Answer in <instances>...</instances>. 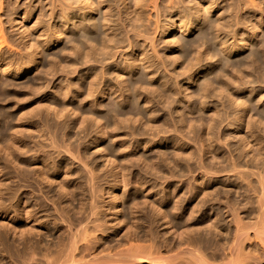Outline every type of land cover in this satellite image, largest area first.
I'll use <instances>...</instances> for the list:
<instances>
[{
  "label": "bare ground",
  "instance_id": "1",
  "mask_svg": "<svg viewBox=\"0 0 264 264\" xmlns=\"http://www.w3.org/2000/svg\"><path fill=\"white\" fill-rule=\"evenodd\" d=\"M259 5L0 0V264H264Z\"/></svg>",
  "mask_w": 264,
  "mask_h": 264
},
{
  "label": "rangeland",
  "instance_id": "2",
  "mask_svg": "<svg viewBox=\"0 0 264 264\" xmlns=\"http://www.w3.org/2000/svg\"><path fill=\"white\" fill-rule=\"evenodd\" d=\"M237 1V0H236ZM223 7H224V9H223V11L225 10L226 12H229V10H230V8H229V3H223ZM227 8V9H226ZM229 9V10H228ZM263 9H264V0H260V5L259 6H253V7H250V14L253 16H251L252 18H254V17H258V18H264V14H263ZM252 12V13H251ZM152 13V12H151ZM244 13H246V12H244ZM234 15H236L235 13H234ZM214 18V17H213ZM214 20H216V18H214ZM261 31H260V33H259V39H260V41L261 40H263L264 39V26L263 27H261V29H260ZM177 35V37L180 39V40H191L192 38H194V36L196 35L195 33L194 34H192V35H184V34H182V33H177L176 34ZM161 46V47H160ZM159 47L160 48H163V46L165 47L166 46V44L165 43H162L161 45H160ZM247 56V53H239V54H236V55H233V56H227V55H225L224 57L227 59V60H230V61H233V62H238V61H240L241 59H243V58H245ZM213 62H215V60H213ZM205 64H208V65H210L211 63L209 62V61H207V62H204ZM212 67H210V68H208V70H206L205 72H203V75H202V78L204 77V75H205V78L207 77V76H210V77H213V75H211L210 74V72L211 71H213V69L216 67V65H211ZM204 68H206V67H204ZM212 69V70H211ZM251 80H252V78H250ZM249 79V81H251ZM248 86V85H247ZM253 86V87H252ZM262 86H264V83H257V82H253V81H251V83H250V85L248 86L250 89H259V88H261ZM249 89V90H250ZM248 93V94H247ZM249 94H250V92L249 91H246L245 92V95L246 96H249ZM251 95V94H250ZM221 104L219 105V108L221 109V110H225V107L227 106V104H226V106H225V104H223L221 107ZM223 108V109H222ZM226 124H227V122H225L224 123V125H223V127H221V130H223L224 132H227V131H230L229 129H226L227 128V126H226ZM227 131H226V130ZM227 134H229L230 136H232L231 134V131L230 132H227ZM166 136H168V139H170L171 138V136H172V133H167V134H165ZM163 136V135H162ZM161 136V138L163 139V137ZM228 137V141H227V143L229 142V144H235L236 143V140H234L232 137ZM127 139L128 140H132V139H130L129 137H127ZM189 140H191V144H193V142H192V139H190L189 138ZM188 140V141H189ZM133 141V140H132ZM166 145V147H168V145L167 144H165ZM224 146V147H223ZM222 146V150H224L225 152H227L228 151V148L226 147V145H223ZM161 147V145H157V147H155V148H151L150 149V151L149 152H151V153H156L157 152V149H159V148ZM169 148H171V147H169ZM154 149V150H153ZM154 151V152H153ZM227 154H228V152H227ZM251 169H247V167L246 166H244L243 165V167L241 168L242 170H248V171H251V170H253V171H255L254 169H253V167H250ZM256 169V168H255ZM226 174V175H225ZM229 176V177H231V180L233 181L234 179H236V176H235V174L232 172V173H223V174H221L220 175V177H225V176ZM190 177V176H189ZM254 178H256V177H253V179ZM162 179V180H161ZM157 180H159L158 181V183L159 184H161V183H164V178H160V179H157ZM175 180H178L177 178L175 179ZM163 181V182H162ZM237 196H238V194H236ZM1 221V220H0ZM1 223V222H0ZM162 229V228H161Z\"/></svg>",
  "mask_w": 264,
  "mask_h": 264
}]
</instances>
